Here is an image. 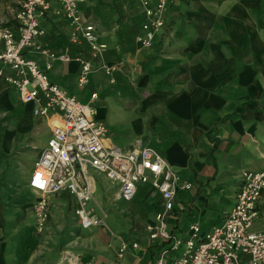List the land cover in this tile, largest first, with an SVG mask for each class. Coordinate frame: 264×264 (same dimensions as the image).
I'll return each mask as SVG.
<instances>
[{
    "label": "crops",
    "instance_id": "0c3cea01",
    "mask_svg": "<svg viewBox=\"0 0 264 264\" xmlns=\"http://www.w3.org/2000/svg\"><path fill=\"white\" fill-rule=\"evenodd\" d=\"M77 11L94 26L103 61L115 73L94 71L84 85L77 83L88 45L56 0L41 21L45 36L34 39L28 55L68 94L86 101L98 93L93 116L108 129L106 145H149L177 170L179 186L192 184L176 191L168 218L173 234L187 236L195 222L201 232L223 222L240 175L264 167V0H171L164 27L148 48L137 41L146 20L139 0H85L77 3ZM93 82L101 92L92 87L83 95ZM101 97L116 116L124 117L125 143L97 115L95 104ZM33 109L34 104L23 102L0 79V264H157L164 249L168 253L162 264H171L179 250L148 229L161 207V196L149 183H138L136 190L148 187L149 205L132 209L136 194L123 201L116 184L85 167L92 192L87 206L97 215L105 212L112 232L101 225L84 229L88 231L69 239L66 252L61 251L60 232L69 234L79 225L72 195L62 191L47 196L49 218L42 233L36 231L33 211L37 193L30 205L18 195L6 204L5 183H14L19 174L28 180L50 135L49 120L34 115ZM110 119L113 123V114ZM15 133L20 141L21 134H39L40 143L31 138L13 143ZM214 145L213 165L209 153ZM256 209L251 228L264 231V191ZM122 243L126 247L120 253Z\"/></svg>",
    "mask_w": 264,
    "mask_h": 264
},
{
    "label": "built area",
    "instance_id": "2783aa9c",
    "mask_svg": "<svg viewBox=\"0 0 264 264\" xmlns=\"http://www.w3.org/2000/svg\"><path fill=\"white\" fill-rule=\"evenodd\" d=\"M56 1L88 45L89 55L81 60L77 83L84 85L94 71L115 73L117 69L103 61V46L98 42L94 26L83 22L77 11V3L85 0ZM139 2L146 20L142 24L143 35L137 41L148 48L164 27L171 0ZM50 5L51 0H20L16 10L5 12L7 16L0 12V79L16 89L23 102L34 104V115L44 116L50 122L46 146L34 160L28 180L30 188L39 195L33 203L37 233L45 230L49 218L47 196L62 191L73 196L75 215L82 229L102 224L105 212L101 210L97 215L87 206L92 199L91 188L84 178L87 167L116 184L123 201L134 197L138 183H149L159 192L161 207L155 223L148 229L153 237L167 241L170 249L179 250L171 264H264V231L251 228L257 217V202L264 191V167L240 175L233 204L223 222L205 232L195 222L189 225L187 236L173 234L168 218L174 208L176 191L179 187L189 189L192 184L185 182L179 186L177 170L149 145L128 149L106 145L108 129L93 116L98 93L92 92L86 101L68 94L60 85L49 81L46 72L28 55L27 48L34 39L45 36L41 21ZM125 247L122 243L119 252ZM167 253L168 249L162 251L157 264H162V256Z\"/></svg>",
    "mask_w": 264,
    "mask_h": 264
},
{
    "label": "rangeland",
    "instance_id": "374dc122",
    "mask_svg": "<svg viewBox=\"0 0 264 264\" xmlns=\"http://www.w3.org/2000/svg\"><path fill=\"white\" fill-rule=\"evenodd\" d=\"M20 0H0V12L4 14V16H7L5 14L6 11L8 10H16L17 8V4ZM2 6L3 7H6V8H3L2 9ZM7 6H9L7 8ZM95 83L97 82L96 80H94ZM94 82L93 83H90L88 84V86H86L83 90H82V93L83 95H87V93L89 92V90L92 89V87H95L96 89H98L99 92H101V86L98 84H95ZM103 106V107H102ZM95 107L97 108L98 107V111H97V115H100L102 118H104V120L106 121L108 127L110 128V132L113 134V132H116L117 135H114L116 138H120L122 139V141L125 143L127 140H129V137L128 135H126V129L124 127L125 123L123 124V120H124V117H122V115H118L116 116V113H115V110H114V107L113 106H110L108 104V102L103 98L101 97L95 104ZM113 114V123L110 122V115ZM104 116V117H103ZM34 118V117H33ZM122 122V123H121ZM3 128L0 127V131H2ZM125 132V134H124ZM21 136H23L21 139L22 141H20L18 139V135L17 133H15L13 135L14 137V142H21L23 143L24 142V139L25 138H31L37 145H39L40 141L39 139L41 138V136L38 134V135H31V134H21ZM25 136V137H24ZM13 140V138H12ZM31 149V148H30ZM29 149V150H30ZM35 160V159H34ZM34 160L32 162V165L34 163ZM29 180V178H28ZM28 180L26 181V176L24 174H19L16 176V180L14 183H5V192L3 194V197L7 198V201H6V204L10 203L11 202V199H14V198H17V195L20 199V201L22 202H25L27 205L31 204L33 201H34V198H35V193L31 188L30 186L28 185ZM100 184H103L104 185V182L101 183V181H99ZM106 189H108L107 185L105 186ZM109 198H112V194H109ZM152 200V194L148 193V187L147 186H142L139 188L136 196L132 199L131 201V207L132 209H137V210H141L142 209H145L146 206L149 205V201ZM70 202H68V210L66 213H68L69 209H70ZM67 208V207H66ZM125 210L128 209L127 206L124 207ZM138 213V212H137ZM126 216V214L124 213L123 214V217ZM79 226V225H78ZM77 225L75 226V230H73L72 232H70L69 234L66 232L68 230H63L60 232V235L61 237H64V244L62 245L61 247V251H63L64 249V252L67 251V247H68V241L69 239H73L74 235H78L80 236L81 233H83L84 231H88V230H84L80 227H78ZM102 226V230H108V231H111L112 232V227L111 225L109 224L108 220H106V218H104V221L102 222L101 224ZM38 237H42V236H38ZM65 258H69V257H75V256H68V254H64ZM67 260L64 261V264H66Z\"/></svg>",
    "mask_w": 264,
    "mask_h": 264
},
{
    "label": "trees",
    "instance_id": "16d2710c",
    "mask_svg": "<svg viewBox=\"0 0 264 264\" xmlns=\"http://www.w3.org/2000/svg\"><path fill=\"white\" fill-rule=\"evenodd\" d=\"M215 146L216 145L213 146V148L210 150V153H209V158L213 162V165L215 164V156H214Z\"/></svg>",
    "mask_w": 264,
    "mask_h": 264
},
{
    "label": "snow or ice",
    "instance_id": "6c2138e0",
    "mask_svg": "<svg viewBox=\"0 0 264 264\" xmlns=\"http://www.w3.org/2000/svg\"><path fill=\"white\" fill-rule=\"evenodd\" d=\"M37 182H39V176L37 177Z\"/></svg>",
    "mask_w": 264,
    "mask_h": 264
}]
</instances>
